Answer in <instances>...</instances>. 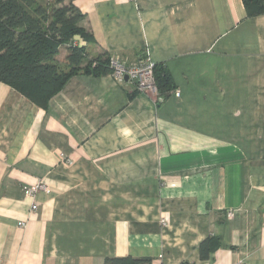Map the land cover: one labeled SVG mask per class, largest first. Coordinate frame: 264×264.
I'll list each match as a JSON object with an SVG mask.
<instances>
[{
	"label": "crops",
	"instance_id": "crops-1",
	"mask_svg": "<svg viewBox=\"0 0 264 264\" xmlns=\"http://www.w3.org/2000/svg\"><path fill=\"white\" fill-rule=\"evenodd\" d=\"M74 4L90 56L147 53L174 89L78 74L44 110L0 81V264H264V14L242 0ZM206 239L218 246L202 259Z\"/></svg>",
	"mask_w": 264,
	"mask_h": 264
},
{
	"label": "trees",
	"instance_id": "trees-1",
	"mask_svg": "<svg viewBox=\"0 0 264 264\" xmlns=\"http://www.w3.org/2000/svg\"><path fill=\"white\" fill-rule=\"evenodd\" d=\"M242 4L249 17L264 14V0H242ZM82 18L74 0H0V81L46 110L51 97L70 77L111 73V53L90 56L80 44V40H93L80 27ZM62 45L67 47V69L61 68L55 58ZM152 75L157 98L168 96L174 89L169 72L154 62ZM217 246L215 239L201 242L200 257L209 258ZM102 264H153V259L105 257Z\"/></svg>",
	"mask_w": 264,
	"mask_h": 264
},
{
	"label": "built area",
	"instance_id": "built-area-1",
	"mask_svg": "<svg viewBox=\"0 0 264 264\" xmlns=\"http://www.w3.org/2000/svg\"><path fill=\"white\" fill-rule=\"evenodd\" d=\"M109 67L111 68V74L117 81H121L125 76L129 81L132 82L133 86L137 91H149L157 94L155 81L153 78V65L148 54L145 57L138 59L133 64H126L122 58L117 54H111L109 59ZM175 96L179 95V91H174ZM42 184H37L30 188H24L23 193L27 196H33L34 193L43 190ZM232 212H227L228 218L232 217ZM163 222V221H162ZM24 222H19V226H23Z\"/></svg>",
	"mask_w": 264,
	"mask_h": 264
},
{
	"label": "rangeland",
	"instance_id": "rangeland-1",
	"mask_svg": "<svg viewBox=\"0 0 264 264\" xmlns=\"http://www.w3.org/2000/svg\"><path fill=\"white\" fill-rule=\"evenodd\" d=\"M66 53H67V47L62 45L59 48V53L55 57L57 64L63 69H67V67H68V66H66V63L64 61V57H65Z\"/></svg>",
	"mask_w": 264,
	"mask_h": 264
},
{
	"label": "water",
	"instance_id": "water-1",
	"mask_svg": "<svg viewBox=\"0 0 264 264\" xmlns=\"http://www.w3.org/2000/svg\"><path fill=\"white\" fill-rule=\"evenodd\" d=\"M124 78H125V79H127V77H126V76H125Z\"/></svg>",
	"mask_w": 264,
	"mask_h": 264
}]
</instances>
